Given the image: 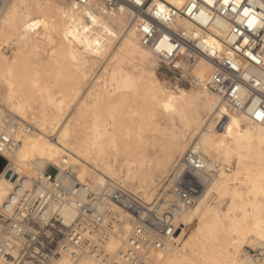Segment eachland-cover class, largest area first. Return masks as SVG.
Instances as JSON below:
<instances>
[{"label": "bare ground", "instance_id": "6f19581e", "mask_svg": "<svg viewBox=\"0 0 264 264\" xmlns=\"http://www.w3.org/2000/svg\"><path fill=\"white\" fill-rule=\"evenodd\" d=\"M165 1L174 7L185 3ZM135 20L128 6L110 10L103 0L88 7L68 0H0V102L35 129L22 134L11 155L0 158L21 177H33L47 166L69 167L81 183L92 179L99 186L116 180L149 202L169 170L195 147L213 173L202 177L207 180L203 195L178 216L172 244L155 256L154 264H264V128L231 112L207 90V63L186 68L178 60L167 67L156 60L139 44ZM179 25L191 28L185 22ZM208 42L218 45L213 38ZM166 46L161 42L160 47ZM5 47L11 48V57ZM107 53L102 73L84 95L88 72ZM158 66L178 74L174 80L185 79L190 88L177 83L165 87L166 74ZM51 75L64 83L52 85ZM70 99L76 102L72 119L83 120L75 122L81 125L79 134L71 117L63 120ZM158 111L164 114L161 119ZM113 112L121 120L109 126L103 116L112 118ZM132 117L137 132L125 127V118L131 122ZM146 128L167 137L155 158L151 155L154 161L145 150L146 158L137 159L134 153L145 147L147 138L139 131ZM12 187L0 174V207ZM245 246L258 248L262 257L249 256ZM118 247L114 240L107 246L111 253Z\"/></svg>", "mask_w": 264, "mask_h": 264}, {"label": "built area", "instance_id": "2783aa9c", "mask_svg": "<svg viewBox=\"0 0 264 264\" xmlns=\"http://www.w3.org/2000/svg\"><path fill=\"white\" fill-rule=\"evenodd\" d=\"M68 1L78 7L93 2ZM103 4L110 10L120 5L131 9L139 44L161 64L174 67L181 60L184 67L194 68L200 61L207 63V90L230 111L264 128V0H185L181 7L165 0ZM180 22L191 28H182ZM209 38L218 45H210ZM0 111V156L6 159L31 126L2 106ZM212 173L207 158L195 147L188 148L148 202L116 180L99 186L81 183L69 167L47 166L33 177H21L6 160L1 174L13 187L0 207V260L154 264L155 256L171 246L178 216L203 195L207 180L202 177L211 178ZM112 240L119 244L114 253L107 248ZM252 257L262 254L258 251Z\"/></svg>", "mask_w": 264, "mask_h": 264}, {"label": "rangeland", "instance_id": "374dc122", "mask_svg": "<svg viewBox=\"0 0 264 264\" xmlns=\"http://www.w3.org/2000/svg\"><path fill=\"white\" fill-rule=\"evenodd\" d=\"M63 1H66L67 2V0H63ZM54 38H55V40L57 39V36L56 35H54ZM119 44H120V42L119 41H117L116 43H115V45H114V50L115 49H117L118 47H119ZM47 48V47H46ZM4 51H5V55L7 56V57H11L12 56V50H11V48H4ZM109 53V52H108ZM106 54L105 56H103V58L101 59V63H98V64H96V67L95 68H93L90 72H88V78H87V80H86V83H84V86H83V94L85 95L89 90H90V88L91 87H93V85H94V83H95V81H96V79L100 76V74L102 73V71H103V68L105 67V64L107 63L106 62V60H105V57L107 56V58H108V55H110V54ZM158 69H159V71L160 72H162V73H165L166 75H165V77H163L162 78V82H163V84L165 85V87H167V88H170L172 85H174L175 83H177V85H180V86H182V87H184V88H190V83L188 82V81H186L185 79H180L179 80V82L178 81H176V80H174V77H179L178 76V74H173V73H170L167 69H165V68H163V67H161V66H158ZM55 77L53 76L52 77V75H51V78H50V76H48V79H50L49 80V82L52 84V85H54L55 83L57 84V83H62V81H60V80H58V79H54ZM96 78V79H95ZM48 79H46V80H48ZM53 79H54V81H53ZM47 83H48V81H46ZM50 83H48V84H50ZM63 83H64V81H63ZM62 83V84H63ZM67 83V82H66ZM50 84V85H51ZM86 89V90H85ZM70 100H72V99H70ZM70 100H68V101H70ZM76 102H75V100H72L71 101V103H69L68 104V107H66V109H67V111L65 112V113H67L66 114V116H63L64 118H63V120H65V121H69V120H71L72 119V113L74 112L73 110H72V106L75 104ZM72 104V105H71ZM0 105L3 107V108H6V110H7V105L4 103V102H0ZM70 111H72V112H70ZM232 112V111H231ZM76 114V111H75V113H73V116H77V115H75ZM158 115H157V119H161L163 116H164V114L162 113V112H160V111H158V113H157ZM65 115V114H64ZM117 116V114L116 113H114L113 112V117L112 118H110V117H108V116H103V118H105V120H106V124H109V126L110 125H112L113 123H117L118 122V120L117 119H120L118 116ZM69 117H71V119H69ZM79 117V116H78ZM78 117H76V118H74V120L72 119V121H73V123H74V125L73 126H75V124L77 123V124H81V122H83V120H81V118L80 119H78ZM115 117V118H114ZM15 118H17V117H15ZM67 120H66V119ZM117 118V119H116ZM18 119V118H17ZM127 119L128 118H125V120H124V123H125V127L127 128V130L129 131V132H131V131H133L134 129H137L136 127V121L134 122V118L132 117V121L131 122H129V119H128V121H127ZM19 120H20V118H19ZM22 120V119H21ZM116 120V121H115ZM121 120V119H120ZM23 121V120H22ZM72 121H70L71 123H72ZM77 121V122H76ZM110 121V122H109ZM76 122V123H75ZM111 122H112V124H111ZM127 122V123H126ZM133 122H134V124H133ZM27 123V122H26ZM72 123V124H73ZM129 123V124H128ZM131 123V124H130ZM29 124V123H28ZM30 126H31V132H34L35 131V129L33 128V125H31V124H29ZM108 126V127H109ZM116 127H117V125H115ZM133 126V130H131V127ZM80 127H81V125H80ZM80 127H79V125L77 126H75L73 129H74V131L76 130L77 131V129L79 128L80 129ZM178 127L180 128V125H178ZM77 128V129H76ZM149 129H151V128H149ZM149 129L148 128H146V129H142V131H139V132H143V136H146V138L148 139H146V144H145V147L143 148V146L141 147V150L140 151H138V153L137 152H134L136 155V157H137V159H142L143 157H144V154H145V151H146V153L147 154H145V155H147V157H148V154H149V157L152 159V161H154V158H155V156H156V154H158V152L160 151V149L165 145V142H166V140H167V137H166V135H164V134H162L163 132H155V131H152V130H150V131H152L151 133H150V131H149ZM127 130L125 131V130H123V132H127ZM146 130V131H145ZM75 131V132H76ZM135 131V130H134ZM138 131V129L136 130V132ZM147 131H149V132H147ZM30 132V133H31ZM79 132V130L76 132V133H78ZM155 132V133H154ZM79 134V133H78ZM157 134V135H156ZM152 135H155L154 137H151ZM148 136H150V137H148ZM52 139H55V137L53 136V137H51ZM151 138V140H149ZM154 139V141H153V143H152V140ZM151 142V144H148V143H150ZM148 144V145H147ZM153 144V145H152ZM150 145V146H149ZM147 146H149V147H147ZM158 148V149H157ZM145 150V151H144ZM144 153H143V152ZM155 154V155H154ZM151 155H152V157H154V158H152L151 157ZM122 157H123V155H121ZM144 158H146V157H144ZM172 170V169H171ZM171 170H169L170 172H171ZM168 171V172H169ZM75 172V171H74ZM49 173L51 174V175H53L54 174V171L53 170H50L49 171ZM75 175L77 176V174H76V172H75ZM168 175H169V173H168ZM86 183H89V184H94V181L92 180V179H87L86 180ZM129 190H131V189H129ZM133 191V190H132ZM134 192V191H133ZM215 198V199H214ZM213 199L215 200H212V201H214V202H216L217 201V197L214 195L213 196ZM227 199L228 198H225L224 200H223V203L221 204V210L222 211H224L225 212V210H226V208H227V205H228V201H227ZM211 203V202H210ZM235 237V236H234ZM243 251H245V252H249L248 253V255L249 256H252L254 253H257L259 250H258V248H253V246H245V247H243ZM254 258V257H253Z\"/></svg>", "mask_w": 264, "mask_h": 264}, {"label": "water", "instance_id": "95a60500", "mask_svg": "<svg viewBox=\"0 0 264 264\" xmlns=\"http://www.w3.org/2000/svg\"><path fill=\"white\" fill-rule=\"evenodd\" d=\"M6 166V162L0 158V174L3 172L4 168ZM10 172L6 174V178H9ZM15 180V176L13 177V181Z\"/></svg>", "mask_w": 264, "mask_h": 264}]
</instances>
